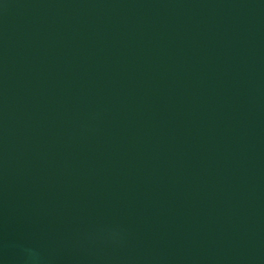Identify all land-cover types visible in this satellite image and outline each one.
<instances>
[{"label":"water","instance_id":"water-1","mask_svg":"<svg viewBox=\"0 0 264 264\" xmlns=\"http://www.w3.org/2000/svg\"><path fill=\"white\" fill-rule=\"evenodd\" d=\"M0 264H264V0H0Z\"/></svg>","mask_w":264,"mask_h":264},{"label":"clouds","instance_id":"clouds-1","mask_svg":"<svg viewBox=\"0 0 264 264\" xmlns=\"http://www.w3.org/2000/svg\"><path fill=\"white\" fill-rule=\"evenodd\" d=\"M26 251H30V250H26Z\"/></svg>","mask_w":264,"mask_h":264}]
</instances>
